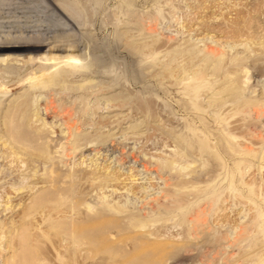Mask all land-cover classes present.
I'll return each mask as SVG.
<instances>
[{"label": "rangeland", "instance_id": "rangeland-1", "mask_svg": "<svg viewBox=\"0 0 264 264\" xmlns=\"http://www.w3.org/2000/svg\"><path fill=\"white\" fill-rule=\"evenodd\" d=\"M147 12L118 42L0 19V264H264V0Z\"/></svg>", "mask_w": 264, "mask_h": 264}, {"label": "bare ground", "instance_id": "bare-ground-1", "mask_svg": "<svg viewBox=\"0 0 264 264\" xmlns=\"http://www.w3.org/2000/svg\"><path fill=\"white\" fill-rule=\"evenodd\" d=\"M158 1L0 0V19L20 17L22 19L16 27L21 28L31 22L32 17L37 15L35 10L40 8L42 9L40 14L46 17L50 30L70 24L71 18L76 25L74 23V26L69 27V30L76 43L80 41L91 43L147 40L152 39L149 29L153 25H171V20H168V17L153 12L148 14L147 11H153ZM43 46L45 47V45ZM7 47L8 45L2 49L5 50ZM1 52L0 63L5 59V55L2 56L5 51Z\"/></svg>", "mask_w": 264, "mask_h": 264}]
</instances>
